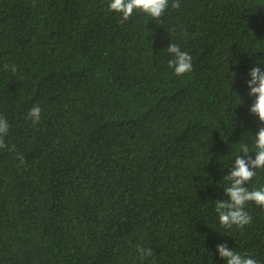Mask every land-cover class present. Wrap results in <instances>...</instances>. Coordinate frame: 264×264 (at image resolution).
Here are the masks:
<instances>
[{
  "label": "trees",
  "instance_id": "trees-1",
  "mask_svg": "<svg viewBox=\"0 0 264 264\" xmlns=\"http://www.w3.org/2000/svg\"><path fill=\"white\" fill-rule=\"evenodd\" d=\"M108 4L0 0V264H226L221 243L264 264V209L246 204L243 229L215 212L262 126L246 81L264 71V0L124 23ZM171 43L191 72L168 67ZM261 185L264 169L245 186Z\"/></svg>",
  "mask_w": 264,
  "mask_h": 264
},
{
  "label": "clouds",
  "instance_id": "clouds-1",
  "mask_svg": "<svg viewBox=\"0 0 264 264\" xmlns=\"http://www.w3.org/2000/svg\"><path fill=\"white\" fill-rule=\"evenodd\" d=\"M180 7L179 0H109L108 10L122 14L121 23L129 20L134 11H140L147 14L154 20L160 19L165 11L169 8ZM167 52L174 58L168 61V67L174 69L176 76H182L193 70L192 57L187 51L171 43ZM5 69L16 72V66L5 64ZM248 75L250 79L246 81L247 87L250 89L248 95L254 97V102L249 111L251 114L259 118L260 126L253 139L252 147L246 143L239 145L240 154L237 155L232 164L230 174L224 179L228 181V186L224 187V193L227 197L225 200L215 201V212L218 215L221 227L231 229L236 226L243 229L252 223L251 215L245 210L246 204L254 202L257 206L264 209V185L258 188L249 189L245 186L254 177L257 176L258 169H264V71L260 67L253 66ZM41 108L38 104H34L27 113L32 122L38 123L41 118ZM8 122L0 117V149L7 147L4 137L8 132ZM250 153H255L253 158ZM17 158L24 163L22 154H17ZM220 258L226 260V264H259L250 254L241 255L239 252L230 249L227 244L221 243L216 246ZM137 253L141 259L151 257L153 255L150 248L137 246Z\"/></svg>",
  "mask_w": 264,
  "mask_h": 264
}]
</instances>
